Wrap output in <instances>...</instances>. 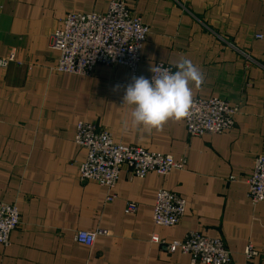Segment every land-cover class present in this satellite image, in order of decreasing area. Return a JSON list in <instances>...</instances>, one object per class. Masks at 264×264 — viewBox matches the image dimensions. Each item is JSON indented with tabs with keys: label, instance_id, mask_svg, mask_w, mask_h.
Here are the masks:
<instances>
[{
	"label": "crops",
	"instance_id": "1",
	"mask_svg": "<svg viewBox=\"0 0 264 264\" xmlns=\"http://www.w3.org/2000/svg\"><path fill=\"white\" fill-rule=\"evenodd\" d=\"M110 1L0 0V58L16 56L0 67V201L21 215L10 245H0V264H191L152 241L183 240L190 231L220 238L230 264H245L249 244L264 264V202H250L247 184L264 155V38L255 37L264 35V0H125L150 29L137 77L150 81L156 62L174 67L187 58L204 77L190 85L192 101L217 97L239 107L231 130L203 137H189L184 118L134 127L123 100L127 67L101 65L86 77L56 72L51 37L65 17L106 13ZM80 121L117 143L185 159L186 167L144 179L123 167L113 190L82 182ZM162 189L187 201L175 227L153 222ZM131 202L138 209L126 213ZM80 231L97 233L92 248L75 240Z\"/></svg>",
	"mask_w": 264,
	"mask_h": 264
},
{
	"label": "built area",
	"instance_id": "2",
	"mask_svg": "<svg viewBox=\"0 0 264 264\" xmlns=\"http://www.w3.org/2000/svg\"><path fill=\"white\" fill-rule=\"evenodd\" d=\"M63 27L51 37V49L60 55L58 73L91 76L97 66H124L137 77L142 61V49L150 32L140 15L132 12L125 0H111L106 13H70L63 20ZM257 39L264 35L258 34ZM16 62L11 53L0 58V67L7 68ZM163 65L173 72L177 69L164 62H156L154 67ZM152 73L150 82L153 79ZM132 82V81H131ZM238 106L231 105L217 97L196 98L192 101L188 115L184 118L189 137L223 134L235 125L239 114ZM74 142L87 152L85 161L79 168L82 182H96L113 190L120 179L123 167L131 176L144 179L150 173L167 176L173 170H183L185 159L176 160L171 155L150 152L142 147L127 146L113 140L111 134L95 123L80 121L76 126ZM232 180H234L232 178ZM248 198L253 205L264 202V155L255 160L252 175L247 180ZM115 196H109L112 200ZM187 201L176 193L162 189L157 192L153 209V222L160 227H175L184 218ZM136 203H128L125 212L135 213ZM21 215L16 204L0 201V245L11 243L12 233L20 226ZM97 233L80 231L75 240L89 248L95 244ZM152 241L165 245L169 254L180 252L189 255L191 264H230L232 253L220 238H213L199 231H190L183 240L166 243L157 235ZM259 252L253 244L244 250L245 264H258Z\"/></svg>",
	"mask_w": 264,
	"mask_h": 264
},
{
	"label": "clouds",
	"instance_id": "3",
	"mask_svg": "<svg viewBox=\"0 0 264 264\" xmlns=\"http://www.w3.org/2000/svg\"><path fill=\"white\" fill-rule=\"evenodd\" d=\"M173 72L162 64L152 67L150 82L147 78L134 77L125 88L124 106L130 110L134 127L160 129L167 121L185 118L192 105L191 84L200 86L203 73L187 58L178 61ZM121 86L117 85L119 89Z\"/></svg>",
	"mask_w": 264,
	"mask_h": 264
}]
</instances>
